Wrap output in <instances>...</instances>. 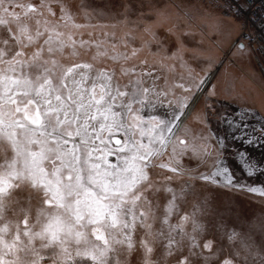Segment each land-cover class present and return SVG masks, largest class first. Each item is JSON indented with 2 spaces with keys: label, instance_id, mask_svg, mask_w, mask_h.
Returning <instances> with one entry per match:
<instances>
[{
  "label": "snow or ice",
  "instance_id": "snow-or-ice-1",
  "mask_svg": "<svg viewBox=\"0 0 264 264\" xmlns=\"http://www.w3.org/2000/svg\"><path fill=\"white\" fill-rule=\"evenodd\" d=\"M127 7L0 0V264H264V113L194 70L163 76L183 46L150 26L140 47L118 35L109 21ZM251 43L241 24L229 51L264 80V38ZM228 189L260 203L226 207Z\"/></svg>",
  "mask_w": 264,
  "mask_h": 264
},
{
  "label": "rangeland",
  "instance_id": "rangeland-1",
  "mask_svg": "<svg viewBox=\"0 0 264 264\" xmlns=\"http://www.w3.org/2000/svg\"><path fill=\"white\" fill-rule=\"evenodd\" d=\"M74 2L79 3V0H74ZM124 3L128 7L119 10L123 13L119 18V22L112 23L114 20L109 21L111 24H116L118 35L130 29L137 37L135 46L140 47L141 37L152 40L151 35L143 32L146 26H150L156 38L164 41L161 45L164 49L174 51L177 47L183 46V64L177 60L174 69L169 71L166 65L162 66L157 63L156 66L161 70L163 76L169 78L174 76L179 82L181 76L187 78L190 70H194L201 79L216 70L206 87L207 89H211L213 85H216L222 96L227 93H239L241 94L239 95L241 101L247 100L249 104L258 105L260 110L264 109L263 104L257 103L260 97L255 94L258 92L250 81V78L258 77L252 59L247 58L244 62L242 61L243 58L235 54V49L229 51L231 42L237 38L240 31L239 22L232 21L228 15L216 7L219 1L124 0ZM180 26L182 30L179 28ZM243 42L247 44L248 39L244 37ZM156 51V41H152L151 45L143 47L139 55L140 57H151V53ZM204 57L207 58L204 59ZM231 57L236 62L239 61V63L245 64L248 70L253 71V73L241 72L236 74L235 77H233L235 73H232V69L227 70L225 73V68L228 67V65H225V61H231ZM94 63L98 68L118 67L111 60H98ZM121 82L123 83V80ZM262 84L264 85L263 82ZM165 111L164 108L160 109L162 114ZM185 124L192 130L201 127L192 117H189ZM192 167L194 168L195 165L193 164ZM237 176H240L239 171H237ZM184 179H188V177H184ZM240 182L241 184L251 183L243 177ZM220 198L226 207H235L238 211L243 209L253 211L252 205L260 203L259 198L249 197L240 189L224 190L220 193ZM256 211L259 214L258 209Z\"/></svg>",
  "mask_w": 264,
  "mask_h": 264
},
{
  "label": "built area",
  "instance_id": "built-area-1",
  "mask_svg": "<svg viewBox=\"0 0 264 264\" xmlns=\"http://www.w3.org/2000/svg\"><path fill=\"white\" fill-rule=\"evenodd\" d=\"M217 1L221 3V0ZM222 7L226 10L223 11L224 14H226V12H232L240 17V24L245 25V31L248 32V34L252 37V48H256L257 42L264 38V36L260 31L261 29L257 26L258 24H256L254 21L258 18L264 20V0H247V3L242 5V9L240 11H238L235 7L229 8L227 4H223ZM253 60L255 64L258 63L254 56Z\"/></svg>",
  "mask_w": 264,
  "mask_h": 264
},
{
  "label": "crops",
  "instance_id": "crops-1",
  "mask_svg": "<svg viewBox=\"0 0 264 264\" xmlns=\"http://www.w3.org/2000/svg\"><path fill=\"white\" fill-rule=\"evenodd\" d=\"M112 23H116L115 20ZM182 30V27H179ZM158 40H161L160 38H157ZM234 66L236 67L235 72L234 70H232V73H235L233 77H235L236 74H239L241 72H245V70H243L240 66H238L237 64H234ZM257 72V71H256ZM250 74V73H249ZM258 74V73H257ZM259 77V75H258ZM257 76H254L253 78H250L251 83L255 86V89L257 90V92L259 93H255L257 96H259L260 100L257 101L258 104H263V108H264V103H262V94H264V85L262 84V81L260 78H258ZM239 78V77H237ZM263 87V88H262ZM253 106L258 110L259 113H264V109L260 110L258 105H254Z\"/></svg>",
  "mask_w": 264,
  "mask_h": 264
},
{
  "label": "trees",
  "instance_id": "trees-1",
  "mask_svg": "<svg viewBox=\"0 0 264 264\" xmlns=\"http://www.w3.org/2000/svg\"><path fill=\"white\" fill-rule=\"evenodd\" d=\"M256 24H258L257 26L260 28V29H264V20H262L261 18H258L257 20H255L254 21ZM261 31V30H260ZM261 33H262V35L264 36V32H262L261 31ZM207 57H204V59H206ZM231 61L230 60H226L225 61V65H228V67L226 66V68H225V73L227 72V70H229V69H232V70H234V72H235V69H236V67L234 66V64H237L238 66H240L243 70H245V72H248V73H250V74H252L253 73V71L251 72V71H249L248 70V68H247V66L245 65V64H243V63H239V61L238 62H236L235 60H234V58H232L231 57ZM249 59V58H248ZM245 60H247L246 58H243V60L242 61H244L245 62ZM226 75V74H225ZM260 78V77H259ZM228 95L229 94H231V95H233V96H235V95H237V94H239V93H236V94H234V93H227ZM226 94V95H227ZM239 95H241V94H239ZM240 97V96H239ZM240 99V98H239ZM241 102H243V101H241ZM228 105H225V107H227ZM256 109V108H255ZM256 111H257V113L259 114V112H258V110L256 109ZM242 150V149H241Z\"/></svg>",
  "mask_w": 264,
  "mask_h": 264
},
{
  "label": "water",
  "instance_id": "water-1",
  "mask_svg": "<svg viewBox=\"0 0 264 264\" xmlns=\"http://www.w3.org/2000/svg\"><path fill=\"white\" fill-rule=\"evenodd\" d=\"M214 73H215V70H213L212 72L208 73V74L206 75V77L204 78L206 81H208V82L206 83L205 87L207 86V84H208V83L210 82V80L212 79Z\"/></svg>",
  "mask_w": 264,
  "mask_h": 264
}]
</instances>
